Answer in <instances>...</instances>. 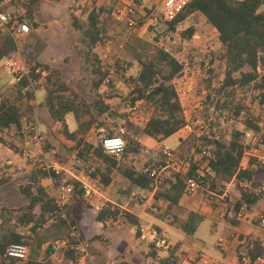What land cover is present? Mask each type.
Instances as JSON below:
<instances>
[{"label":"rangeland","instance_id":"obj_1","mask_svg":"<svg viewBox=\"0 0 264 264\" xmlns=\"http://www.w3.org/2000/svg\"><path fill=\"white\" fill-rule=\"evenodd\" d=\"M117 3L118 0H20L2 7L10 16L29 23L30 32L20 39V53L16 58L29 71L35 67L40 78L30 87L34 96L29 105L33 108H24L21 134L15 128L1 134L5 143H0V211L15 214L24 209L29 203L24 195V189L31 183L29 177L38 171L49 175L44 170L47 166L62 169L57 181L60 184L74 179L69 172L86 173L84 166L76 164L78 142L97 145L109 134L116 136L121 128L126 130L127 123L141 126L150 118L152 110L145 103H139L136 113L132 111L133 86L128 79L137 75L140 66L129 48L139 49L136 38L165 49L183 65L182 73L172 83L193 131H183L185 143L175 152L174 158L183 159L191 154L198 136L209 129L225 133L241 131L246 145H250L241 166H247L250 155H258L264 167V147L258 145L260 138L264 141V130H260L259 138V134L243 132L242 125L247 114L259 116L260 123L264 122V107L255 99L254 90L249 87L229 89L231 95L220 96L226 105L221 104L219 108L206 100L208 94L214 95L220 87L226 69L216 29L202 14L193 13L174 33H169L162 12L164 0H143L134 6L136 25L129 28L113 18ZM93 8L105 9L100 15L101 41L95 45L91 42L94 33L88 30V15ZM33 23L37 25L35 28ZM190 27L195 30L194 35L184 40L181 33ZM118 60L128 63L125 79L114 71ZM259 71L264 73L262 64ZM15 83L10 72H0V91L4 95L14 89ZM50 94L72 103L74 112L65 120L58 121L51 115L47 102ZM237 106L245 108L236 117ZM30 116L34 118V129L29 122ZM147 138L132 136L137 144L125 138L128 149L129 146L142 149L140 153L123 155L119 160L122 171L138 168L142 173L146 167L162 169L164 162L166 165L163 149ZM120 173L114 174V183L108 188L97 183L93 198L82 199L75 205V199H71L69 204L78 237L72 248L86 244L93 259L85 264H157L167 252L142 242L139 238L141 226L151 227L164 236L170 243L169 250L178 245L181 264H202L203 259L210 264H264V252L256 259L250 256L254 243L264 246V198L256 207L244 208L242 216H239L241 209L236 210L234 206L240 198L238 189L261 185V174L254 172L251 182L224 181L218 177L215 186L217 191H222L221 195L197 189L189 195L182 209H173L167 215L165 207L156 206L152 201L147 204L148 194L129 187L128 180ZM172 173V168H166L161 176L169 177ZM40 184L55 199L53 181L48 178ZM261 187L264 191V186ZM32 190L36 191L35 186ZM103 197L113 203L106 202ZM130 207L132 212L127 210ZM188 210L204 217L194 235L186 234L181 227ZM101 211L102 222L98 220ZM141 212L143 215L138 217ZM67 248L64 241L53 245L52 264H68L64 257ZM43 257L42 251L38 260Z\"/></svg>","mask_w":264,"mask_h":264},{"label":"trees","instance_id":"obj_2","mask_svg":"<svg viewBox=\"0 0 264 264\" xmlns=\"http://www.w3.org/2000/svg\"><path fill=\"white\" fill-rule=\"evenodd\" d=\"M142 2L143 0H133L132 3L136 7ZM104 11L102 8H93L89 11L88 30L94 33V36L91 35L93 45L101 41L99 23L100 15ZM193 13L202 14L216 29L226 62L225 76L220 87L215 90L214 95L208 94L206 100L211 101L215 108H219L221 104L226 105L227 102H222L220 96L231 95L229 89L249 87L254 90L259 105L264 107V73L259 71L260 64L264 67V0H191L173 21H165L166 30L174 33L177 26ZM29 19L32 20V17L29 16ZM141 25L142 23H139V26ZM36 26L33 23V27ZM194 32L195 30L190 27L181 33V37L190 40ZM135 40L139 44V49L132 47L129 49L140 68L137 75L128 79L133 86L131 103L133 105L145 103L151 108L152 115L141 126L127 123L123 138L137 144L132 140V136L136 138L146 136L161 143L181 131L187 124L182 103L172 83L182 73L183 65L165 49L139 38ZM17 50L14 38L8 32L0 30V62L15 54ZM127 66L128 63L125 61L118 60L114 65V71L125 79L124 72ZM39 78L40 74L36 73L34 67L20 82L15 83L14 89L6 95L0 91V143H5L2 133L12 128H15L18 134L23 131L24 108H33L29 105L34 96L30 87ZM47 102L51 115L58 121L65 120L74 112L72 103L61 96L50 94ZM244 108L237 106L235 116H239ZM29 122H32L31 128L34 129L35 122L32 116L29 117ZM259 123V116L245 115L242 122L243 132L258 135ZM113 136L114 133H111L107 137ZM198 138V142L195 141L193 144V152L188 155L195 157L196 160H192L180 171H174L169 177H162L161 184L156 190L154 179L148 174L136 172L134 169L124 168L122 171L121 162L106 154L101 142L97 145L78 142L76 156L83 161L90 179L103 187H108L113 182L114 173L121 171L131 186L148 191L155 190L153 200L155 203L158 201L167 203V215L171 214L173 209H179V201L186 195L189 180H194L199 186L198 189L221 195L222 191H217L215 186L218 177L224 181L235 179L236 182L237 180L251 182L254 172H257L263 177L261 185L239 188L240 198L234 203L236 210L256 207L264 198V191L260 189L264 186V167L259 162L258 155H250L247 166H241L243 158L250 150V145H246L244 141V133L241 131L225 133L209 129ZM263 142L258 144L259 147H264ZM141 149L140 146L134 148L129 146V149L126 147L124 155L128 152L140 153ZM202 149L208 150V157L202 156ZM165 158L167 162V157ZM163 165L166 166L165 162ZM91 167L94 169L91 170ZM29 178L31 183L24 189V195L29 200L28 205L15 214L0 211L1 264L18 263L6 257V250L14 244H23L29 248L27 264H52L50 258L53 254V245L63 241L68 247L64 256L68 264H78L80 254L72 248L78 237L75 235V225L71 221L69 204L71 199H75L74 205L82 202L83 190L80 183L74 182L75 190L69 202L59 206L40 184L41 180L50 178L46 172H35ZM69 182L71 180L66 183ZM34 186L36 191L32 190ZM36 208L39 209L38 213ZM185 214L186 219L181 227L186 234L194 235L204 217L194 211H186ZM103 218L101 211L98 220L102 222ZM254 244L250 251L252 259L262 256L264 252L261 243ZM150 246L154 248L153 245ZM178 247L176 245L168 250L166 257L160 259L157 264H181L182 256L177 253ZM42 251L44 257L38 260Z\"/></svg>","mask_w":264,"mask_h":264},{"label":"built area","instance_id":"obj_3","mask_svg":"<svg viewBox=\"0 0 264 264\" xmlns=\"http://www.w3.org/2000/svg\"><path fill=\"white\" fill-rule=\"evenodd\" d=\"M20 0H0V30L8 32L16 41L18 50L15 54L6 57L3 61L0 62V72H10L16 82H20L24 75H27L29 70L26 69L22 64H19L17 61L16 55L20 53V39L25 38L30 32V25L29 23L24 20L20 19L19 17H12L7 14L5 11L2 10L3 6L15 4ZM191 0H164L163 4V15L166 21H173L176 16L183 11V9L189 4ZM79 7V4L77 5ZM134 4L132 2H127L126 0H118L117 5L113 10V18L116 22L125 23L129 28H134L136 25L134 19ZM139 108V103H136L132 107L133 113H136ZM260 130H264V122L259 124ZM201 130L204 129L203 124H200ZM182 131L192 132L193 128L188 123L182 129ZM261 132V131H260ZM125 134L124 129L119 130V134L113 137H105L101 140L102 147L104 152L117 160H120L126 148V142L123 138ZM259 133V138H260ZM263 139L260 138L258 143H262ZM165 156L167 157L166 166L162 169L153 168V167H146L143 169V173L148 174L150 177L154 179L155 190L161 184L162 176L161 174L166 168H172V170L178 172L183 167L189 165V163L193 160H196L195 157L187 156L183 159H175L173 152L165 148L163 150ZM202 156H209V152L207 149H202ZM76 164L78 167L84 165L83 161L80 159H76ZM50 175V179L55 184L56 189V196L55 201L59 206L66 205L74 190L75 185L74 182H79L82 190L83 196L85 198L92 197L93 193L95 192V185L89 183L88 181L82 180H72L69 183H58V179L62 173V169L57 167H49L47 166L45 169ZM198 184L194 180L188 181V186L186 190V195H191L195 190L198 189ZM157 210V208H155ZM244 208H241L239 216H242L244 213ZM140 240L142 242L149 243L154 246V248L158 251L167 252L170 248V243L168 240L159 234L158 231L152 229L151 227H144L141 226L140 229ZM58 243V242H57ZM76 250L80 254V258L78 264H85L86 261H92V257L90 256L88 246L84 243H80ZM29 255V248L23 244H14L8 247L6 250V257L9 259H14L18 262H23L28 259ZM202 264H210L208 260L203 259Z\"/></svg>","mask_w":264,"mask_h":264},{"label":"crops","instance_id":"obj_4","mask_svg":"<svg viewBox=\"0 0 264 264\" xmlns=\"http://www.w3.org/2000/svg\"><path fill=\"white\" fill-rule=\"evenodd\" d=\"M182 133H183V131L181 130V131H179L178 133H176V134H174L173 136H171V137H169L168 139H166V140H164V141H162L161 143H157L156 141H154L153 139H151V138H147L149 141H151V142H153L155 145H158L159 147H161L163 150L165 149V148H168V149H170L172 152H173V154H175V152H177V151H179L180 149H181V147H182V145L185 143V137H183V135H182ZM122 166L120 165V168H121ZM92 169H94V167H91V170ZM138 169V168H137ZM137 169H134L136 172H138L137 171ZM121 171H119V173H120ZM70 174H71V176L74 178L73 180H82V181H88L89 183H91V184H93V185H95L96 187H97V182L96 181H94V180H92V179H90V177L87 175V173H85V172H81L80 174H78V173H75V172H69ZM116 173V172H115ZM114 173V174H115ZM120 175H122L123 176V174L122 173H120ZM113 177H114V175H113ZM124 177V176H123ZM71 180V179H70ZM72 181V180H71ZM129 182V181H128ZM112 183H114V179H113V182ZM112 183L109 185V186H111L112 185ZM108 186V187H109ZM128 186L129 187H134V188H136V189H138L142 194H148V198H147V200H146V203L148 204V203H150L151 201H152V204H155V202H154V200H153V196H154V193H155V190H153V191H148V190H143V189H140V188H138V187H136V186H131L130 185V182L128 183ZM103 187V186H102ZM107 187V188H108ZM104 188H106V187H104ZM96 190H95V192L93 193V195H92V197H90V198H85L83 195H82V199L83 200H89V199H91V198H93L95 195H96ZM188 198H189V195H184L183 197H182V199L179 201V210L180 209H182L183 208V205H184V202H187V200H188ZM103 199L106 201V202H111V203H113L110 199H108V198H105V197H103ZM129 203L127 202L126 203V205H128ZM156 206H161V207H165L166 208V210H167V203H165V202H163V201H158L156 204H155ZM126 207H128V206H126ZM129 212H132L131 210H132V208L130 207V208H128L127 209ZM189 211V210H188ZM82 214V217H81V221L83 220L82 218H83V212L81 213ZM143 215V212H141V214H139V215H137L138 217H140V216H142ZM80 221V222H81ZM202 224V223H201ZM201 224L198 226V228H197V231H198V229H199V227L201 226ZM196 231V232H197ZM195 232V233H196ZM17 264H27L25 261L24 262H18Z\"/></svg>","mask_w":264,"mask_h":264}]
</instances>
